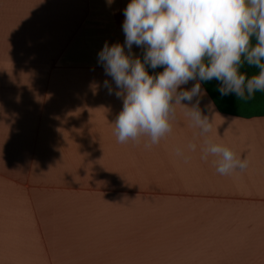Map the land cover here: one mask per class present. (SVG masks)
<instances>
[{"label": "crops", "instance_id": "obj_1", "mask_svg": "<svg viewBox=\"0 0 264 264\" xmlns=\"http://www.w3.org/2000/svg\"><path fill=\"white\" fill-rule=\"evenodd\" d=\"M129 2L0 0V264H264V116L220 112L201 84L206 136L177 105L151 149L118 142L98 54L124 45ZM205 139L247 168L218 173Z\"/></svg>", "mask_w": 264, "mask_h": 264}, {"label": "clouds", "instance_id": "obj_2", "mask_svg": "<svg viewBox=\"0 0 264 264\" xmlns=\"http://www.w3.org/2000/svg\"><path fill=\"white\" fill-rule=\"evenodd\" d=\"M122 27L124 45L105 43L98 54L123 101L113 123L119 143L146 138L144 147L151 149L172 131L177 105L206 136L212 123L200 108L206 95L201 82L215 79L221 96L235 94L238 101L264 93V0H130ZM133 45L144 49L143 59L133 56ZM245 64L258 71L249 75L242 71ZM146 65L163 71L149 74ZM190 81H196L192 88L181 90ZM104 86L113 94L107 80ZM196 147L195 142L187 146L193 152ZM176 154L184 156L183 149ZM209 155L217 157L221 175L248 166L229 147L205 139L201 158Z\"/></svg>", "mask_w": 264, "mask_h": 264}, {"label": "trees", "instance_id": "obj_3", "mask_svg": "<svg viewBox=\"0 0 264 264\" xmlns=\"http://www.w3.org/2000/svg\"><path fill=\"white\" fill-rule=\"evenodd\" d=\"M253 43H255L254 38ZM143 55L144 49L142 50L140 55L141 59H143ZM146 70L149 72V74L155 75L156 73L162 72L163 68L158 67L156 69H152L151 67L146 65ZM242 71L251 75L253 72H256L258 70L245 64ZM201 84L220 112L242 118L264 116V93H257L254 99L245 102L238 101L235 94L221 96L220 92L218 91L220 83L215 79L208 82H201Z\"/></svg>", "mask_w": 264, "mask_h": 264}]
</instances>
